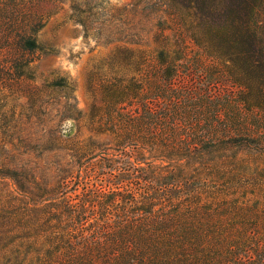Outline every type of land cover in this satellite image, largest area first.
I'll list each match as a JSON object with an SVG mask.
<instances>
[{"label": "trees", "instance_id": "trees-1", "mask_svg": "<svg viewBox=\"0 0 264 264\" xmlns=\"http://www.w3.org/2000/svg\"><path fill=\"white\" fill-rule=\"evenodd\" d=\"M37 2L62 3L0 0L2 76H29L47 20ZM68 2L87 36L123 27L89 77L115 154L97 161L50 132L41 146L80 165L37 185V208H0V264H264V0ZM47 87L72 114L71 83Z\"/></svg>", "mask_w": 264, "mask_h": 264}, {"label": "rangeland", "instance_id": "rangeland-1", "mask_svg": "<svg viewBox=\"0 0 264 264\" xmlns=\"http://www.w3.org/2000/svg\"><path fill=\"white\" fill-rule=\"evenodd\" d=\"M106 1L115 8L129 9L137 0ZM59 2L62 3L55 7L47 2L36 4L37 11L45 12L47 20L37 32L39 49L27 55L29 76L16 78L18 72L7 68L0 75V208L7 204L37 208V185L44 187L48 182L53 185L57 179L51 175L64 168V162H72L75 170L80 165L72 151L41 146L50 132L60 136L68 148L71 143L91 145L93 154L98 155L97 161L105 153H114L112 135L99 129L103 103L92 92L89 77L102 67L116 44L106 46L107 43L123 38L124 34H115L123 27L113 24L117 30L113 28L112 34L106 37L101 31L95 33L98 25L93 24L87 36L71 18L68 0ZM99 13L101 17L105 15V11ZM7 61L4 59L3 64L9 67ZM9 72L14 76H6ZM59 79L72 85V114L65 112V93L47 87ZM84 162L85 159L80 161ZM8 170H17L23 175L25 192L18 190L16 183L6 176ZM88 182V185L99 184Z\"/></svg>", "mask_w": 264, "mask_h": 264}]
</instances>
